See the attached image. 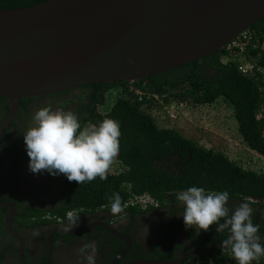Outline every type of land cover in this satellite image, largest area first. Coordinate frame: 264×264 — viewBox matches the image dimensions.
Segmentation results:
<instances>
[{"label": "water", "instance_id": "water-1", "mask_svg": "<svg viewBox=\"0 0 264 264\" xmlns=\"http://www.w3.org/2000/svg\"><path fill=\"white\" fill-rule=\"evenodd\" d=\"M262 17L264 0H47L0 10V98L14 112L24 98L146 80L221 51Z\"/></svg>", "mask_w": 264, "mask_h": 264}, {"label": "trees", "instance_id": "trees-1", "mask_svg": "<svg viewBox=\"0 0 264 264\" xmlns=\"http://www.w3.org/2000/svg\"><path fill=\"white\" fill-rule=\"evenodd\" d=\"M44 1L47 0H0V10ZM246 30L251 42L243 57L253 59L262 73L242 75L237 60L221 61L225 55L221 50L146 80L76 88L82 90L76 95L78 100L89 93L90 113L80 124L86 120L98 124L106 118L120 124L119 155L115 160L121 169L118 173H107L104 181L97 177L81 185L68 181L63 174L51 176L52 190L62 200L56 212L64 215L70 210L110 207L107 197L113 192H119L122 203L131 196L147 195L162 204L167 203L169 196L175 197L193 185L211 191L227 190L230 198L247 199L253 206L264 207V174L245 170L222 153L202 148L175 130L159 127L150 112L173 102L194 108L223 100L232 109L241 140L264 157V17ZM134 89L156 95L157 102L146 97L140 100ZM109 90L116 91V95L108 93ZM104 97L113 98L110 111L105 116L96 115L95 108L103 103ZM259 264H264V257Z\"/></svg>", "mask_w": 264, "mask_h": 264}, {"label": "flooded vegetation", "instance_id": "flooded-vegetation-1", "mask_svg": "<svg viewBox=\"0 0 264 264\" xmlns=\"http://www.w3.org/2000/svg\"><path fill=\"white\" fill-rule=\"evenodd\" d=\"M110 92L116 95V91ZM81 93L74 88L69 93L20 99L14 112L6 99H0V264H79L78 250L85 243L97 244V264H236L227 248L221 249L227 230L218 234L214 225L207 231L196 225L186 227L180 215L183 208L174 196H169L167 203L157 202L145 209L126 206L125 202L124 212L118 214L106 206L74 210L79 226L67 230V212H56L62 200L52 190V175L28 171L23 133L35 110L43 106L71 110L79 122L85 119L90 113L89 93L78 100L76 95ZM107 99L97 105L96 115L105 116L110 111L113 99ZM86 121L82 127L94 124ZM242 201L230 198L229 205L234 209ZM251 206L253 222L260 226L259 234L264 238V207ZM106 227L126 236L129 249Z\"/></svg>", "mask_w": 264, "mask_h": 264}, {"label": "clouds", "instance_id": "clouds-1", "mask_svg": "<svg viewBox=\"0 0 264 264\" xmlns=\"http://www.w3.org/2000/svg\"><path fill=\"white\" fill-rule=\"evenodd\" d=\"M158 125V124H157ZM120 124L106 118L98 124L82 127L76 113L51 106L39 107L31 124L23 133L28 171L32 174L58 176L79 185L97 177L107 179V173L119 155ZM116 161V160H115ZM119 165V164H118ZM113 214L123 213L124 205L119 192L107 197ZM175 199L181 204L186 227L196 225L207 231L210 226L218 234L227 230L221 249L227 248L236 264H259L264 257V239L260 226L252 219L253 208L245 199L233 209L227 190L211 191L190 186L179 191ZM68 231L79 226V215L70 210L66 214ZM223 221V222H221ZM99 249L96 243H85L78 250L79 264H97Z\"/></svg>", "mask_w": 264, "mask_h": 264}, {"label": "rangeland", "instance_id": "rangeland-1", "mask_svg": "<svg viewBox=\"0 0 264 264\" xmlns=\"http://www.w3.org/2000/svg\"><path fill=\"white\" fill-rule=\"evenodd\" d=\"M108 99L112 101L113 98ZM172 104L178 109V118L171 120L154 112L159 118V127L175 130L202 148L222 153L245 170L264 174V157L250 150L241 140L238 131H236V120L232 109L223 100H218L212 105L194 108L178 105V103ZM120 169L114 160L108 173H118Z\"/></svg>", "mask_w": 264, "mask_h": 264}, {"label": "built area", "instance_id": "built-area-1", "mask_svg": "<svg viewBox=\"0 0 264 264\" xmlns=\"http://www.w3.org/2000/svg\"><path fill=\"white\" fill-rule=\"evenodd\" d=\"M250 42H251V36L249 32L247 30L243 31L239 36H237L234 40L228 43L225 46V48L222 49L224 50L225 55L222 56L221 61L223 63H228L231 60H237L238 61L237 69L244 76L262 73L263 72L262 68L259 67L253 59L248 60L243 57V53L246 51V48ZM132 91L134 92L135 95H137V97L140 100L143 97H146L147 99L152 98L154 101L158 99L156 95L148 94L142 91L141 89H134ZM173 103H178V105H186L183 102H173ZM150 112L155 118L157 124L159 122V118L156 114H154V112H158L171 120H176L179 115L178 109L172 103L168 105H162L159 107L152 108ZM235 130H236V127H235ZM125 202H126V206L139 207L141 209H145L148 206H156L157 204L156 201H154L152 198H150L147 195L131 196Z\"/></svg>", "mask_w": 264, "mask_h": 264}, {"label": "crops", "instance_id": "crops-1", "mask_svg": "<svg viewBox=\"0 0 264 264\" xmlns=\"http://www.w3.org/2000/svg\"><path fill=\"white\" fill-rule=\"evenodd\" d=\"M178 202V201H177Z\"/></svg>", "mask_w": 264, "mask_h": 264}]
</instances>
